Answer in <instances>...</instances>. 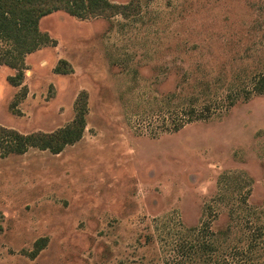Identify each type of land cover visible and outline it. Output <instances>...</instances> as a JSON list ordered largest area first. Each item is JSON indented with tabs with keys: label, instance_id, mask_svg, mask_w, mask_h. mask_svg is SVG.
I'll return each instance as SVG.
<instances>
[{
	"label": "rangeland",
	"instance_id": "1",
	"mask_svg": "<svg viewBox=\"0 0 264 264\" xmlns=\"http://www.w3.org/2000/svg\"><path fill=\"white\" fill-rule=\"evenodd\" d=\"M110 1L137 6L42 17L53 42L27 55L22 86L0 67V125L21 133L66 125L87 92L79 141L0 156V264H228L249 243L264 264V237L250 241L264 225V94L165 130L191 80L222 99L264 72V0ZM59 59L72 72L55 73ZM226 226L223 247L194 254Z\"/></svg>",
	"mask_w": 264,
	"mask_h": 264
},
{
	"label": "trees",
	"instance_id": "2",
	"mask_svg": "<svg viewBox=\"0 0 264 264\" xmlns=\"http://www.w3.org/2000/svg\"><path fill=\"white\" fill-rule=\"evenodd\" d=\"M136 6L133 3L120 4L110 0H0V67L5 65L15 71L8 77L10 84L18 86L23 83L26 69L25 56L40 46L53 42L48 33L39 27L40 20L44 16L56 11H64L82 19L114 14L126 16L131 10L136 9ZM54 72L67 74L72 72V67L66 60L59 59ZM209 85V81L205 78L197 77L191 80V96L179 95V102L172 105V110L176 114V122L166 128V131L176 132L191 122L208 120L214 114L234 105L240 98L248 99L253 94H264V72L255 73L244 85L242 83L231 86L222 99L214 97L218 91ZM21 88L22 96L26 93V88ZM86 112L87 92L83 90L78 93L74 101L72 120L55 130L21 133L13 128L0 125V156L24 154L29 148L48 150L53 154L60 153L66 146L82 138L86 125ZM263 226L256 228L250 237L251 242L264 237ZM231 232L230 226L216 233L210 232L209 242L195 246L194 254L204 256V253L223 247L230 238ZM44 244L45 239H38L34 243L30 256L35 257ZM235 248L234 257L238 263L229 261L228 264H257L254 256L247 254L256 252L257 248L254 244L249 243L245 251L238 247ZM201 259L202 264H206L209 260L204 257Z\"/></svg>",
	"mask_w": 264,
	"mask_h": 264
},
{
	"label": "crops",
	"instance_id": "3",
	"mask_svg": "<svg viewBox=\"0 0 264 264\" xmlns=\"http://www.w3.org/2000/svg\"><path fill=\"white\" fill-rule=\"evenodd\" d=\"M40 48V47H39ZM39 48L37 49V50H35V51H33V52H31V53H28L27 55L29 56V55H34V54H36V52L39 50ZM27 55L25 56V59H26V57H27ZM2 66H5V65H2ZM6 67H8V66H6ZM8 68H10V67H8ZM10 69H12V68H10ZM27 69V68H26ZM26 69H25V71H26ZM25 71H24V77H25ZM13 75V74H12ZM11 76V75H10ZM12 85V84H11ZM23 85V83L21 84V85H18V86H16V87H19V86H22ZM12 86H14V85H12ZM26 88V87H25ZM26 91H27V89H26ZM27 94V93H26ZM26 94H25V97H26ZM58 154V153H57Z\"/></svg>",
	"mask_w": 264,
	"mask_h": 264
}]
</instances>
